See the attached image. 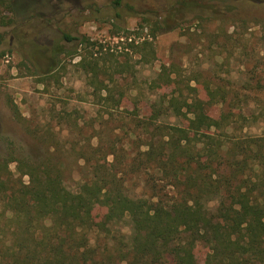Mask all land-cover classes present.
Returning <instances> with one entry per match:
<instances>
[{
    "label": "trees",
    "instance_id": "16d2710c",
    "mask_svg": "<svg viewBox=\"0 0 264 264\" xmlns=\"http://www.w3.org/2000/svg\"><path fill=\"white\" fill-rule=\"evenodd\" d=\"M16 1L0 0V11H14ZM109 21L112 37L142 51L144 62L152 40L170 28L156 21L147 27L142 17L131 30L120 25L119 11ZM63 37L77 41L70 56H79L75 64L93 86L100 108H125L131 89L118 83L115 73L133 75L127 59L118 61L85 34ZM52 70L42 72L41 80ZM170 81L162 72L152 84ZM247 90L258 99L264 83ZM136 99L131 119L140 143L131 163L136 170L161 172L170 194L128 195L123 176L99 161L114 154V145L112 151L102 152L100 146L85 155L91 171L75 190L66 187L63 169L50 153L38 159L0 154V264H197L192 244L206 247L205 264H264V136L232 135L243 123L264 118V107L255 112L247 102L243 108L229 102L230 111L217 118L207 104L176 89L156 94L140 116ZM31 132L40 142L50 140L36 127ZM94 205L106 208L103 218L91 214ZM121 224L127 231L114 232Z\"/></svg>",
    "mask_w": 264,
    "mask_h": 264
},
{
    "label": "rangeland",
    "instance_id": "374dc122",
    "mask_svg": "<svg viewBox=\"0 0 264 264\" xmlns=\"http://www.w3.org/2000/svg\"><path fill=\"white\" fill-rule=\"evenodd\" d=\"M14 6V11H0V154L13 151L30 159L52 154L71 190L91 171L85 155L100 146L102 152L112 151L114 145V154L99 161L123 176L128 195L170 194L161 172L136 170L131 163L140 143L131 119L133 98L140 116L147 114L145 103L156 94L170 95L176 89L207 104L208 113L217 118L230 111L229 102L242 108L247 102L255 112L264 107V95L255 99L247 90L264 83V0H17ZM115 11L121 13L120 25L131 30L142 17L148 19L147 27L155 21L170 26L152 40L148 62L124 38L112 37L109 20ZM64 33L85 34L108 47L118 61L127 59L133 75L115 73L118 83L131 89L125 108H100L93 86L75 64L79 56H70L77 41L65 40ZM51 68L53 75L42 81L41 73ZM162 72L171 81L153 86ZM240 126L232 135L264 136L262 117ZM35 127L50 140H37L31 132ZM106 211L104 206L91 207L97 220ZM119 228L128 229L121 224L114 232ZM192 246L193 261L205 264L206 247Z\"/></svg>",
    "mask_w": 264,
    "mask_h": 264
}]
</instances>
